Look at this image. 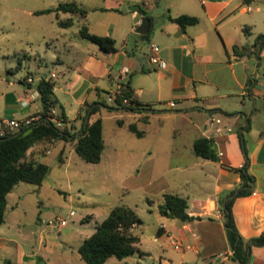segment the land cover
<instances>
[{"label": "crops", "instance_id": "1", "mask_svg": "<svg viewBox=\"0 0 264 264\" xmlns=\"http://www.w3.org/2000/svg\"><path fill=\"white\" fill-rule=\"evenodd\" d=\"M199 1V6L181 5L174 14L170 9L168 13H160L157 22L149 15L146 37L135 32L139 22L129 23L128 30L120 35V46L115 34L119 26L109 24L107 32L99 35L114 38L115 52L106 53L97 44L88 45L80 59L65 64L61 80H54L57 74L52 71L50 80L55 84L53 91L58 104L69 119L78 114L80 118L71 124L68 140H53L46 145L44 155L56 150V157L63 161L65 153L74 150L73 136L97 117L103 120L102 109L121 112L116 120L119 127L142 123L137 127L141 136L132 132L137 139L144 140L137 142L136 152L132 153L141 166L137 169V185L140 181L147 182L150 192L159 197V204L166 192L187 200L191 219L183 221L161 213L170 221H160L156 231L157 236L172 240L182 251L178 264H264V243L251 240L264 235V129L256 128L258 101L264 100V46L258 54L252 47L255 37L264 32L257 28L258 22H264V0ZM136 11L139 10L131 9V15L136 16ZM180 14L196 16L199 21L183 32L168 19L169 15ZM66 34L61 32L63 38ZM130 34L132 39L128 38ZM144 41L151 54L150 43L158 45L157 55L165 61V68L151 63L149 55L136 60L134 50H142ZM234 46L237 50H233ZM56 62L63 64L61 59ZM123 65L128 66L129 72L122 83L129 82L133 99L147 105L149 110L125 111L100 105L95 113L86 114V109L92 108L90 104L107 102L105 94L119 82ZM25 82L30 86L32 78ZM57 88L70 95L74 102L71 109L63 97H58ZM21 99H15L20 103L21 119L34 117L41 109L40 102L31 112L30 103L34 101L23 105ZM124 115L133 120L125 123ZM65 126L62 123L61 127ZM198 138L210 140L217 160L195 154L193 145ZM42 147L38 143L29 148L28 157L43 162L44 155L39 153ZM243 165L244 171L253 176L247 186L250 192L236 196L231 211L236 229L246 241L245 263L234 256L221 210L222 202L234 197L242 187L240 174L233 168ZM7 245L0 238V253ZM166 262L173 264L171 259Z\"/></svg>", "mask_w": 264, "mask_h": 264}, {"label": "rangeland", "instance_id": "2", "mask_svg": "<svg viewBox=\"0 0 264 264\" xmlns=\"http://www.w3.org/2000/svg\"><path fill=\"white\" fill-rule=\"evenodd\" d=\"M66 1H75L85 8L87 16L74 17L73 24L64 28L58 21L66 19L68 14L37 13ZM184 4L199 6L200 1L0 0V119L21 120L23 113L15 99L25 98L37 90L42 78L51 79L52 71L57 74L53 79L61 80L65 64L80 59L88 45L97 46L80 35L81 26H87L95 34H103L109 24H117L116 44L120 46V35L135 19L131 15L132 8L144 10L145 16L152 15L157 22L158 14L168 13L169 9L174 14ZM109 7L116 9L105 10ZM257 28L264 30V22H258ZM62 31L67 33L65 38ZM132 37L133 34L128 35V38ZM142 46V50H134L137 61L151 55L146 41ZM57 59L63 64L57 63ZM30 77L32 82L27 86L25 81ZM56 91L71 109L70 104L74 105V102L70 95L58 88ZM39 104L40 99H35L29 110L35 111ZM258 105L256 128L264 129V100L260 98ZM120 113L101 110L105 147L97 163L86 162L74 150L66 152L64 160L60 161L56 150L44 155L47 144L43 145L39 153L44 155L42 160L49 166L43 182L36 185L20 181L7 195L0 238L8 245L0 253V264H87L77 247L94 232L109 210L120 204L131 207L142 220L133 232L139 237L138 246L143 254L135 252L123 259L109 257L103 264H167L170 259L173 264L179 263L182 251L172 244V240L156 235L159 222L170 221L159 211V197L150 192L147 182L136 183L137 169L141 166L132 153L136 152L137 142L144 140L137 139L127 127L118 126L116 120ZM124 116L125 123L133 120ZM136 125L140 128L142 123ZM150 199L154 203L148 202ZM70 211L74 214L69 215ZM57 216L63 217L64 222L47 224Z\"/></svg>", "mask_w": 264, "mask_h": 264}, {"label": "trees", "instance_id": "3", "mask_svg": "<svg viewBox=\"0 0 264 264\" xmlns=\"http://www.w3.org/2000/svg\"><path fill=\"white\" fill-rule=\"evenodd\" d=\"M132 10H139L143 15H146V12L140 8H132ZM51 11H55L57 14L59 12L70 14L66 19L58 21L62 27L71 26L74 16L85 18L88 13L85 8L75 1L60 2L55 8L37 11V13ZM149 19L151 20L150 17ZM168 19L178 24L183 32L188 26L195 25L199 21L198 17L188 14H180L175 17L169 15ZM246 28L244 27L245 32L247 31ZM79 33L83 38L97 44L106 53L116 51L115 40L110 35L92 33L85 25L81 26ZM147 35L148 33L142 36L146 37ZM263 46L264 32L259 33L252 43L256 54L260 52ZM233 50H237V46H234ZM250 82L251 80L248 81V84ZM54 85V82L50 79L42 78L37 85L41 109L34 115L35 119L30 124L21 127L16 135L14 133L18 131L0 136V226L5 219L7 195L14 185L20 181L39 185L43 182L49 170V166L45 162L28 157L29 148L38 143L46 145L55 139L68 140V136L72 134L71 124L80 118L79 114L73 119L67 117L64 108L58 104V100L54 95ZM122 85L123 93L130 99L131 105L119 103L115 106L105 101H100L90 104L92 108H87L86 114L95 113L100 109V105L109 109L121 108L125 111L141 112L149 110L147 105L140 104L133 99L129 82H124ZM56 108L58 109L57 112L55 111ZM85 115L82 118H85ZM57 120L65 123L66 126L63 128L57 126ZM127 127L137 136L142 135V131L137 128L135 122L129 123ZM73 139L75 140L73 143L74 151L83 160L92 163L99 162L104 149L101 117H97L90 123L88 122L82 132L74 135ZM193 147L195 154L198 156L212 160L218 159L216 153L210 147V140L207 138L196 139ZM233 169L239 172L242 187L234 197L228 198L224 204L222 202L221 210L224 217H228L226 232L229 244L234 250V256L242 263H245L247 261V245L236 229L231 206L236 196L247 195L250 192L247 186L248 182L253 180V176L244 171V165ZM161 201L159 204L161 213L167 212L169 217H175L183 221L191 219L187 212L188 203L184 197L166 192L161 195ZM148 202L151 203V200H148ZM141 224L142 220L131 207L124 204L115 205L110 209L107 216L96 225L94 232L84 238L77 251L87 264H103L109 257L123 259L135 252H139L142 255L143 252L140 251L138 246L139 237L133 232V229ZM251 240L256 243H264V235Z\"/></svg>", "mask_w": 264, "mask_h": 264}, {"label": "built area", "instance_id": "4", "mask_svg": "<svg viewBox=\"0 0 264 264\" xmlns=\"http://www.w3.org/2000/svg\"><path fill=\"white\" fill-rule=\"evenodd\" d=\"M150 49L152 51V54L149 55V61L153 64H157L160 68H165L166 67L165 61H163L157 55V52L159 50L158 45H156L155 43H150ZM128 72H129L128 66L123 65L120 68L119 82L117 83V85L115 87L110 89L105 94V100L107 101V103H109L111 105H115V106L119 103L122 105H131L130 99L126 95H124V93H123V85H122V80L124 79V77H126ZM52 76H54V74H52ZM37 98H39V92H38V90H35V91H32L29 94H27L25 98H22L20 100V102L23 105H27L29 102L34 101ZM169 105L174 106V102L169 101ZM52 112H54V110H52ZM34 119H35V117L25 118V119H21V120H17L14 118L0 119V136H3L7 133L18 131L21 127L30 124ZM56 125L61 127V125H62L61 121L57 120ZM73 214H74L73 211L69 212V215H73ZM64 220L65 219L63 217L57 216L55 219L49 220L47 224H49V225H60L61 223L64 222Z\"/></svg>", "mask_w": 264, "mask_h": 264}, {"label": "water", "instance_id": "5", "mask_svg": "<svg viewBox=\"0 0 264 264\" xmlns=\"http://www.w3.org/2000/svg\"><path fill=\"white\" fill-rule=\"evenodd\" d=\"M135 22H139L135 32L138 34H146L149 28L150 19L148 16L142 15L141 11H136V16L134 19ZM18 132L14 133V135L18 134ZM253 188V187H252ZM231 195L230 197H232ZM167 214V212L165 213ZM228 221V217L225 218L224 226H226V222Z\"/></svg>", "mask_w": 264, "mask_h": 264}]
</instances>
